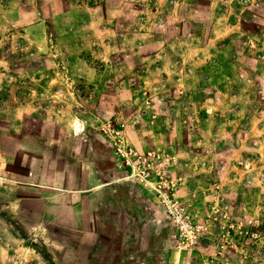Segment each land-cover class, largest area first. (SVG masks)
I'll list each match as a JSON object with an SVG mask.
<instances>
[{"label":"rangeland","instance_id":"obj_1","mask_svg":"<svg viewBox=\"0 0 264 264\" xmlns=\"http://www.w3.org/2000/svg\"><path fill=\"white\" fill-rule=\"evenodd\" d=\"M253 2L256 1L197 0L189 7L187 24H202L203 17L208 19L207 14H211V5H216L222 16L220 21L237 31L234 33L244 30L245 20L250 33L248 39H240L238 43L241 55L247 59L254 55L263 57L264 52H257L259 46H252L254 52L250 49L255 37L252 31L258 26L254 23ZM0 3L7 6L3 10L0 4V24L5 27L0 34V70L4 73L0 93H5L1 99L4 98L7 108L4 117H0V163L10 158L7 167L0 165V252H3L0 264H95V259L99 264H117L120 252L115 249L120 250V233L115 225H104L109 239L96 250L92 242L88 245L75 238L68 245L61 243L65 241L51 240V244H46L44 240L30 238L31 218L27 212L19 216L12 212L15 182L9 176H17V166L26 169L30 165L27 153L19 150L38 148L51 160L61 144L50 145L49 135H60L67 140L62 147L71 152L76 143L69 139L71 135H84L77 131L75 122L84 124L98 137L104 155L100 166L106 176H111L113 169L118 173L127 170L140 184L154 185L152 180L158 175L160 184L171 193L181 186L178 191L182 196L178 198L193 219L205 223L211 231H218L212 242L222 258L216 264H264V208L246 203L233 205L221 189L220 177L211 175L225 160L215 161V154L221 149L227 153L236 149L235 144L242 136L241 123L246 124L248 118H242L238 124L235 111L208 110L204 95L199 92L192 95L185 79L180 75L176 79L164 78L159 65L152 64L164 49L174 51L167 45L176 38L179 28L166 17L172 11L170 2L165 11H158L160 0H0ZM262 17L263 23L264 14ZM232 100L251 105L250 116L255 103H264V96H233ZM13 101L17 107L26 104L34 109V114L25 121L59 122L72 118L73 124L70 129H57L50 124L46 128L48 134L35 139L28 134L36 127H14ZM221 120L234 127L232 133L228 130L216 134L213 125L217 126ZM19 130L21 135L17 134ZM215 135L221 138L215 141ZM107 145L110 147L105 150ZM181 152L191 153L192 157L181 156ZM172 169L183 172L190 169L207 175L195 180L181 173L177 185L171 188ZM190 178L197 181L202 198L207 197L202 207H199L202 202H194V195L187 196ZM17 228L23 229L26 239L19 237ZM251 230H256L259 236H250ZM112 236L116 237L114 241L110 239ZM197 247L183 248L186 257L197 252Z\"/></svg>","mask_w":264,"mask_h":264},{"label":"crops","instance_id":"obj_2","mask_svg":"<svg viewBox=\"0 0 264 264\" xmlns=\"http://www.w3.org/2000/svg\"><path fill=\"white\" fill-rule=\"evenodd\" d=\"M195 1L197 0H160L157 4L158 11H165L166 4H172V11L166 17L169 22H174L179 31L176 38L167 45L174 51L164 49L152 64L159 65V73L164 78L176 79L180 75L181 79H185L186 88L192 91L189 93L194 95L199 92L204 95L203 101L208 105V110L214 113L216 109L223 112L235 111L233 113L237 116V123H241L242 118H248L246 124L245 121L241 123L242 136L235 144L236 149L231 153L221 149L215 154V161L222 158L225 160L219 165V170L211 175L220 177L221 189L226 192L233 205L246 203V206L264 208V103H255L249 116L251 105L232 100L233 96H264V56L254 55L247 59L241 55L238 43L240 39H248L250 33L245 20L244 30L234 33L237 31L220 21L222 16L216 5H211V14H207L208 19L203 17L202 24H187L189 7ZM255 1L254 23L258 24L259 30L251 32L255 37L250 49L253 51L252 46H259L262 51L258 49L257 52L262 54L264 2ZM0 4L3 10L7 7L5 3ZM260 6L263 8L259 9ZM153 9L154 7L152 11ZM260 11L263 13L260 14ZM215 19L218 21L210 25L209 20ZM187 25H190L189 29H186ZM4 32V24H0V34ZM227 37L232 39L227 41ZM258 68L262 72L256 71ZM3 74L0 70V80ZM4 95L5 93H0V113H3L0 114L1 118L7 110ZM20 101L21 99H17V102ZM13 102L14 127H36L28 134L35 139L44 138L50 124L57 129H70L73 124L72 118L62 120L54 117L62 120L59 122H43L40 119L25 121L26 117L34 114V109L26 104L17 107ZM77 125L75 122L74 126ZM242 126L245 128H241ZM213 128L216 129V134H223L228 130L232 133L234 130L225 120L218 121ZM79 132L84 135H71L69 138L76 142L71 152L62 147L67 142L66 139H62L60 135H49L50 145L61 144V147L56 148L58 153L51 160L45 158L38 148L19 150L23 154L27 153L30 165L26 169L17 166V176H9L15 182L11 198L14 204L12 212L17 216L23 212L28 213L31 218L28 229L30 238L44 240L46 244H51L50 240L65 241L61 242L63 245H68L69 240L75 238L86 241L88 245L92 242L96 250L102 248L104 240L109 239L104 232V225L110 224L115 225V230L120 233V250L115 249V252H120L117 264H216L222 258L216 250V244L212 242L218 231L211 229L205 230L196 249L198 251L193 252L191 257H186L187 252L178 246L176 230L161 204V193H171L160 184L161 177L156 175L152 180L155 184L152 185L137 183L134 180L136 177L127 170L118 173L117 169H113V174L106 176L100 166V159L104 155L98 137L84 124ZM17 134L21 135L22 132L19 130ZM213 138L217 141L221 137L215 135ZM108 147L110 146L107 145L105 150ZM179 154L192 157L191 153ZM5 161L0 165L5 164L7 167L10 158ZM195 172L198 171L172 169L171 188L177 185V177L181 173L186 177H194L195 180H201L207 175ZM180 187L178 186V190ZM178 190L175 192L180 197L182 193ZM186 192L187 196L194 195L195 203L202 202L199 207L207 200V197L202 198L197 181H192L191 178ZM21 231L23 229L17 228L19 237L26 239ZM110 239L114 241L116 237L112 236ZM220 243L219 251H222ZM0 255H3L2 251ZM95 264H99L96 259Z\"/></svg>","mask_w":264,"mask_h":264},{"label":"built area","instance_id":"obj_3","mask_svg":"<svg viewBox=\"0 0 264 264\" xmlns=\"http://www.w3.org/2000/svg\"><path fill=\"white\" fill-rule=\"evenodd\" d=\"M161 195V202L165 205L168 217L176 230L179 247L186 249L197 247L207 229L206 224L193 219L187 206L180 201L176 193ZM249 235L259 236L256 230H251Z\"/></svg>","mask_w":264,"mask_h":264},{"label":"water","instance_id":"obj_4","mask_svg":"<svg viewBox=\"0 0 264 264\" xmlns=\"http://www.w3.org/2000/svg\"><path fill=\"white\" fill-rule=\"evenodd\" d=\"M81 130H82V124L79 123V124L77 125V131H81Z\"/></svg>","mask_w":264,"mask_h":264}]
</instances>
